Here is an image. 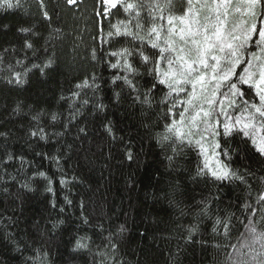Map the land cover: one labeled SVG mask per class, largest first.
Returning <instances> with one entry per match:
<instances>
[{"label": "snow or ice", "instance_id": "6c2138e0", "mask_svg": "<svg viewBox=\"0 0 264 264\" xmlns=\"http://www.w3.org/2000/svg\"><path fill=\"white\" fill-rule=\"evenodd\" d=\"M66 3L75 6L79 0ZM98 3L96 15L109 20L108 39L103 41L107 47L99 49V59L114 70L111 83L121 89L114 92L115 100L119 102L121 93L127 89L133 103L145 110L158 109L168 132L161 142L167 141L174 154L185 147L199 149L197 154L204 156V162L197 166L194 180L213 184L239 182L244 186L243 220H238L235 213L221 214L214 207L218 196L204 198L195 213L196 222L184 230L181 239L193 242L201 227L210 225L212 238L217 241L215 247L224 251L223 264H264V167L253 169L250 164L243 169L232 167L233 153L239 151L245 153V159L264 165V0H98ZM37 4L42 19L51 28L52 16L47 5L44 0H37ZM23 6V0H0V10L5 12ZM113 18L115 23H111ZM97 25L99 36L103 27L99 21ZM3 27L8 30L9 26ZM55 32L58 34L60 29ZM17 33L22 43L0 48V79L22 85L33 72L45 75L55 61L54 53L48 54L46 38L43 45L37 46L41 33L23 26L17 28ZM52 35L50 32L49 36ZM114 44L119 47L113 48ZM91 57L97 59V49H92ZM146 78L147 83L141 84ZM99 89L94 75L77 83L70 96L60 97L67 102L66 112L31 108L25 112L22 103L17 102L12 114L0 122V193H8L9 187L17 184L31 190V182L38 177L47 181L46 190L54 194L53 178L39 170L28 175L32 161L23 152L11 150L9 141L14 131L23 132L27 141L58 145L55 154L35 155L54 162L62 174L60 186L67 187L70 181L60 163L76 141L88 135L87 128L79 126L85 109L97 116L106 111L107 105L95 97ZM85 90L92 91L93 97L89 98ZM12 115L21 117V122L8 128L9 123H14ZM103 127L108 136L116 139L111 121ZM205 133L208 139L218 138L209 144L210 151L204 146ZM70 136L72 141L68 142ZM197 136L200 138L196 139ZM236 137H240L242 149L231 147L230 141ZM206 152L215 158L214 165L210 166ZM125 155L128 160L133 159L130 149ZM64 202L68 206L73 203L67 195ZM50 203L52 208L57 207L55 201ZM80 207L83 209V202ZM64 211L61 206L59 212ZM6 219L3 238L12 243L14 251L21 255L29 253L23 264H50L49 253L42 246L17 240L7 231L12 218ZM80 219L84 225L90 223L83 211ZM3 221L0 214V223ZM64 223L57 219L52 227L56 229ZM238 224L245 231L233 244L231 237ZM97 227L103 230L102 225ZM124 231L121 225L117 233L110 232L95 247L91 236H77L72 251L89 253L91 264H125L113 238Z\"/></svg>", "mask_w": 264, "mask_h": 264}, {"label": "trees", "instance_id": "16d2710c", "mask_svg": "<svg viewBox=\"0 0 264 264\" xmlns=\"http://www.w3.org/2000/svg\"><path fill=\"white\" fill-rule=\"evenodd\" d=\"M44 3L52 16L51 28L42 19L37 0H23V8L16 11L0 10V48L19 45L22 39L17 28L32 27L41 33L37 46L43 45L46 38L48 54L54 53L55 61L45 75L33 72L22 85L0 79V122L12 114L17 102L22 103L25 112L30 108L66 112L67 102L60 97L70 96L77 83L93 75L100 85L95 97L107 109L99 116L85 109L80 118L79 126L86 127L88 135L77 140L73 150L61 160L60 167L70 181L64 188L60 186L62 174L55 163L35 155L36 152L55 154L58 145L27 141L23 132L14 131L9 141L11 150L23 152L32 161L28 175L39 170L53 178L54 194L46 190L47 181L38 177L31 182V190L17 184L10 186L8 193H0V214L4 218L0 223V264H23L24 256L29 255L14 251L12 243L3 238V224L8 222V217L12 220L7 231L17 240L42 246L49 253L50 264H91L89 253L72 251L74 239L87 234L95 247L110 232L117 233L121 225L125 231L113 238L125 264H223L225 254L223 249L215 247L217 241L212 238L210 225L201 227L193 242L186 243L181 234L196 222L195 213L204 198L218 196L220 199L214 207L221 214L235 213L238 220H243L244 186L239 182L213 184L194 180L197 166L204 162V156L197 154L199 149L185 147L181 153L174 154L167 141L161 142L168 132L158 109L145 110L133 103L127 89L121 93L119 102L115 100L114 92L121 89L111 83L114 70L99 59V49L107 47L103 41L108 39L109 20L96 15L100 8L98 0H79L75 6H69L66 0H44ZM98 21L103 27L99 36ZM115 22L113 18L111 23ZM4 25L9 26L8 30H4ZM56 28L60 29L58 34ZM94 48L97 49L95 60L91 57ZM145 83L147 78L141 81ZM85 91L89 98L93 97L92 91ZM11 119L14 123H9L8 128L21 122V117L12 115ZM107 121H111L116 139L104 131L103 124ZM23 123L27 126L26 119ZM204 135V146L209 149V144L218 138L208 139V134ZM71 141L70 136L68 142ZM239 141L240 137L230 141L231 147L242 149ZM128 149L133 153L132 160L125 155ZM205 155L210 166L214 165L215 158L208 152ZM170 156L172 160L168 159ZM244 156L243 151L234 152L232 167L243 169L249 164L253 169L264 167ZM65 195L72 200L71 206L65 204ZM52 201L57 204L55 209L51 207ZM61 206L65 208L63 213L59 212ZM82 211L90 222L88 225L81 223ZM57 219L65 223L53 229ZM97 225H102L103 230ZM237 229L231 237L233 244L245 231L239 224Z\"/></svg>", "mask_w": 264, "mask_h": 264}]
</instances>
